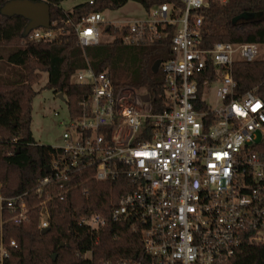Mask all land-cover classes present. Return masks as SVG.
Returning a JSON list of instances; mask_svg holds the SVG:
<instances>
[{
  "label": "built area",
  "instance_id": "built-area-1",
  "mask_svg": "<svg viewBox=\"0 0 264 264\" xmlns=\"http://www.w3.org/2000/svg\"><path fill=\"white\" fill-rule=\"evenodd\" d=\"M210 1L162 3L150 8L148 20L132 23H111L101 12H91L73 26L81 48L98 44L110 25L126 27L121 40L131 45L154 42L167 25L175 26L172 57L159 65L164 101L156 112L145 88H115L108 72H95L88 64L72 73V83L88 90L79 114L68 113L67 122H60L63 144L53 147L63 158L52 160L50 175L36 188L41 193L52 175L65 182L68 173L88 168L97 181L124 177L127 188L110 218L137 230L141 249L116 264H228L243 243L264 246V151L256 147L264 136V96L252 91L235 96L231 71L234 61L255 60L257 43L202 47V18L191 14ZM60 32L48 26L27 34L51 42ZM209 67L213 80L207 75L200 80ZM209 94L214 106L206 102ZM20 200L0 196V210L5 205L15 212V222L26 217ZM105 222L98 213L80 220L94 232ZM45 227L42 207L38 228ZM15 246L14 240L0 241V264Z\"/></svg>",
  "mask_w": 264,
  "mask_h": 264
},
{
  "label": "trees",
  "instance_id": "trees-1",
  "mask_svg": "<svg viewBox=\"0 0 264 264\" xmlns=\"http://www.w3.org/2000/svg\"><path fill=\"white\" fill-rule=\"evenodd\" d=\"M9 0H0V7ZM36 1V0H33ZM49 4L50 27L60 28V35L51 42L36 41L24 34L28 22L21 15L0 13V196H20L26 217L15 222V212L5 205L0 210V241L16 246L8 248L5 264H112L124 257L138 255L140 233L126 222L110 218L113 205L127 188V180L97 181L93 169L68 173L64 185L53 175L36 191L45 176L46 166L62 151L36 143L30 129L31 103L36 94L33 85L42 73L47 74L45 87L65 96L70 115L79 114V101L86 86L72 83V73L87 64L95 72L106 71L112 85L145 88L152 95V110L163 106L164 76L160 69L152 72L155 60L172 57L171 37L175 26L167 25L154 42L125 44L121 34L126 27L110 25L104 30L110 41L81 48L73 26L91 12L116 9L134 1L148 11L162 3L180 4L179 0H89L64 10L63 0H40ZM91 1V2H90ZM248 12L256 17L232 22L236 15ZM202 18L201 45L211 48L216 42L264 44V0H211L204 8L192 11L191 17ZM210 67L205 75L213 80ZM235 81L234 95L248 91L264 96V60L234 61L231 66ZM201 87V81H200ZM201 89V88H200ZM200 107L206 108L205 104ZM264 151V136L256 146ZM44 202V203H42ZM47 213V228L40 233L41 208ZM98 213L106 220L98 232L80 223L84 216ZM60 244H62L60 246ZM90 252V257L85 253ZM55 254V259L52 255ZM228 264H264V246L243 243Z\"/></svg>",
  "mask_w": 264,
  "mask_h": 264
},
{
  "label": "rangeland",
  "instance_id": "rangeland-1",
  "mask_svg": "<svg viewBox=\"0 0 264 264\" xmlns=\"http://www.w3.org/2000/svg\"><path fill=\"white\" fill-rule=\"evenodd\" d=\"M89 0H63L60 6L64 10H71L75 5ZM150 11H146L143 6L134 1H128L123 6L116 9L102 11L103 17L111 23L134 22L138 20H148ZM112 38L111 35L102 32L100 41L107 42ZM238 54L234 58H238ZM255 60H264V44H257ZM75 77H71L74 82ZM47 74L42 73L40 80L33 85L36 91L31 103L30 129L36 143L40 145L61 146L63 144L62 132L64 126L60 123L68 119V109L65 96L58 97L51 89L45 87ZM206 102L214 106V98L207 95Z\"/></svg>",
  "mask_w": 264,
  "mask_h": 264
},
{
  "label": "water",
  "instance_id": "water-1",
  "mask_svg": "<svg viewBox=\"0 0 264 264\" xmlns=\"http://www.w3.org/2000/svg\"><path fill=\"white\" fill-rule=\"evenodd\" d=\"M0 13L2 15H21L28 20L24 34H27L30 30L38 27H48L50 25V14L49 4L45 1H33V0H9L0 7ZM256 17V13L243 12L232 18V22L239 20H248ZM160 59H157L152 64V72H157ZM58 97L62 98V93L57 94ZM148 95H142L143 101H148ZM46 172H50L49 166H46ZM65 185L66 182H63ZM48 230L47 227L40 229V233H44ZM62 244H60L61 246ZM52 259H55V254L52 255Z\"/></svg>",
  "mask_w": 264,
  "mask_h": 264
}]
</instances>
